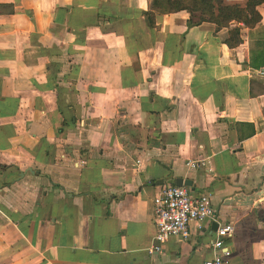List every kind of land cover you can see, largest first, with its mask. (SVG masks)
<instances>
[{
	"label": "crops",
	"instance_id": "1",
	"mask_svg": "<svg viewBox=\"0 0 264 264\" xmlns=\"http://www.w3.org/2000/svg\"><path fill=\"white\" fill-rule=\"evenodd\" d=\"M149 3L0 0V264H202L214 222L148 253L175 178L264 264V4L229 47Z\"/></svg>",
	"mask_w": 264,
	"mask_h": 264
},
{
	"label": "built area",
	"instance_id": "2",
	"mask_svg": "<svg viewBox=\"0 0 264 264\" xmlns=\"http://www.w3.org/2000/svg\"><path fill=\"white\" fill-rule=\"evenodd\" d=\"M244 1L234 0V3L242 4ZM186 165L193 168L195 162H187ZM152 204L154 233L148 249L150 255L161 252L163 244L170 236L187 237L191 223L200 228L203 223L214 222V238L210 243L211 256L202 264H227L229 250L224 240L231 236L233 226L231 223H220L216 220L209 194L202 192L191 195L184 185L166 184L153 196Z\"/></svg>",
	"mask_w": 264,
	"mask_h": 264
},
{
	"label": "trees",
	"instance_id": "3",
	"mask_svg": "<svg viewBox=\"0 0 264 264\" xmlns=\"http://www.w3.org/2000/svg\"><path fill=\"white\" fill-rule=\"evenodd\" d=\"M264 0H245L244 3L223 4L221 0H150L149 10L142 12L148 26L154 24V13L164 14L185 11L188 14L187 25H195L206 21L213 23L215 28L226 27L228 37L227 46L239 43L238 27L249 28L259 21L258 5ZM196 16L195 19H192ZM234 24L231 26L230 24Z\"/></svg>",
	"mask_w": 264,
	"mask_h": 264
},
{
	"label": "water",
	"instance_id": "4",
	"mask_svg": "<svg viewBox=\"0 0 264 264\" xmlns=\"http://www.w3.org/2000/svg\"><path fill=\"white\" fill-rule=\"evenodd\" d=\"M174 184L175 185H189V181L182 180L181 178H175L174 179Z\"/></svg>",
	"mask_w": 264,
	"mask_h": 264
},
{
	"label": "rangeland",
	"instance_id": "5",
	"mask_svg": "<svg viewBox=\"0 0 264 264\" xmlns=\"http://www.w3.org/2000/svg\"><path fill=\"white\" fill-rule=\"evenodd\" d=\"M195 18H196V16H193V17H192V19H195ZM232 24H233V23H232ZM232 24H231V25H232Z\"/></svg>",
	"mask_w": 264,
	"mask_h": 264
}]
</instances>
